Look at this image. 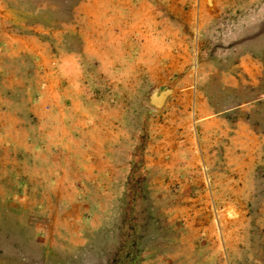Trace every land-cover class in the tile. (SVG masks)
<instances>
[{
    "label": "rangeland",
    "instance_id": "rangeland-1",
    "mask_svg": "<svg viewBox=\"0 0 264 264\" xmlns=\"http://www.w3.org/2000/svg\"><path fill=\"white\" fill-rule=\"evenodd\" d=\"M0 264H264V0H0Z\"/></svg>",
    "mask_w": 264,
    "mask_h": 264
},
{
    "label": "water",
    "instance_id": "water-1",
    "mask_svg": "<svg viewBox=\"0 0 264 264\" xmlns=\"http://www.w3.org/2000/svg\"><path fill=\"white\" fill-rule=\"evenodd\" d=\"M165 96V93L153 92L149 97V103L155 108H160L163 105Z\"/></svg>",
    "mask_w": 264,
    "mask_h": 264
}]
</instances>
